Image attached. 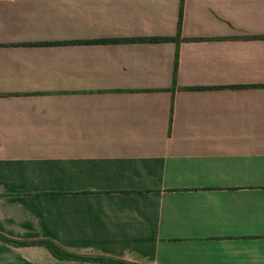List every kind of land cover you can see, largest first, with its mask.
I'll list each match as a JSON object with an SVG mask.
<instances>
[{
	"label": "crops",
	"instance_id": "1",
	"mask_svg": "<svg viewBox=\"0 0 264 264\" xmlns=\"http://www.w3.org/2000/svg\"><path fill=\"white\" fill-rule=\"evenodd\" d=\"M121 263L264 264V0H0V264Z\"/></svg>",
	"mask_w": 264,
	"mask_h": 264
},
{
	"label": "trees",
	"instance_id": "2",
	"mask_svg": "<svg viewBox=\"0 0 264 264\" xmlns=\"http://www.w3.org/2000/svg\"><path fill=\"white\" fill-rule=\"evenodd\" d=\"M182 9L183 5L180 4V12H179V23H178V30H180L181 27V21H182ZM170 41L168 38H143V39H137V40H124V41H94L93 43H161ZM31 46V45H28ZM177 57L178 54H176V64H177ZM185 90H199V89H185ZM42 244L48 248V250L52 253V255L57 259H68L71 256L66 254L65 252L61 251L55 244L49 241H43ZM124 264V263H121Z\"/></svg>",
	"mask_w": 264,
	"mask_h": 264
}]
</instances>
